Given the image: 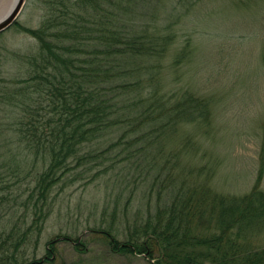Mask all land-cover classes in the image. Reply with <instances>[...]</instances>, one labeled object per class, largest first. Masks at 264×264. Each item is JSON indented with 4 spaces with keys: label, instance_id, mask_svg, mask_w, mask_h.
<instances>
[{
    "label": "trees",
    "instance_id": "obj_1",
    "mask_svg": "<svg viewBox=\"0 0 264 264\" xmlns=\"http://www.w3.org/2000/svg\"><path fill=\"white\" fill-rule=\"evenodd\" d=\"M161 1L54 0L38 27L19 25L37 47L22 58L9 51L21 60L14 72L0 47V133L14 135L0 145V264H44L58 239L78 240L62 233L48 241L46 256L23 254L53 210L54 186L94 168L91 179L104 177L113 153L139 171L145 187L136 209L130 207L133 188L125 208L116 203L110 221L93 226L113 252L144 254L152 264H264V246L256 248L251 239L264 229L262 170L251 191L233 197L212 186L213 166L180 159L191 151L192 160L198 150L193 136L181 141V131L191 124L208 131L215 100L188 88L165 90L155 69L173 38L148 22L138 24L161 14ZM198 1L177 0L172 8ZM190 54L182 49L177 62ZM171 143L181 149L167 151ZM27 178L34 186L21 194ZM25 192L24 214L16 220V201ZM119 213L128 224L123 241Z\"/></svg>",
    "mask_w": 264,
    "mask_h": 264
},
{
    "label": "rangeland",
    "instance_id": "obj_2",
    "mask_svg": "<svg viewBox=\"0 0 264 264\" xmlns=\"http://www.w3.org/2000/svg\"><path fill=\"white\" fill-rule=\"evenodd\" d=\"M52 1L25 0L16 20L2 31L0 47L4 57L10 59L12 69L21 64L18 57L34 52L37 47V40L21 31L19 25L38 27ZM176 1H161L164 7L161 14L150 16V13L145 19H138V24L148 22L173 38L168 53L155 69L163 75V79L160 78L162 84L165 83V90L188 88L215 100L213 121L207 127L208 131L204 132L202 127L194 124L181 131L183 143L193 136L198 147L192 160L191 151L182 152V164L191 161L194 165L213 166L212 186L233 197L251 191L262 170L260 186L264 190V0L245 3L200 0L196 5L185 3L173 11L172 2ZM147 6L152 3L149 1ZM185 48L191 54L177 62L178 54ZM9 51L17 52L19 56L14 58L16 55ZM8 58L5 61H9ZM2 131L0 145L12 142L14 135L6 129ZM117 138L118 135L112 140ZM177 145L171 143L165 149L180 150ZM127 163L128 160H121L113 153L106 160L109 169L104 177L91 179L96 172L94 168L81 179L67 185V181L55 185L50 198L53 210L39 240L36 234H32L23 247L24 256H46L48 241L59 234L69 233L79 239H58L50 255L52 261L44 264H152L144 254L113 252L109 239L93 230V226L103 219L110 221L116 203L119 210L125 208L129 191L133 188L136 197L130 207L136 209L139 206L136 198L143 194L145 187L140 185L139 171ZM27 180L29 185L23 182L21 194L34 186L30 184V178ZM137 185H140L138 189ZM27 195L25 192L16 201L19 209L14 216L16 220L24 214L23 201ZM146 199L141 198L140 202L145 204ZM106 204L108 212L105 216L103 207ZM135 209L129 213L130 218ZM28 215L26 225L31 223L32 213L29 211ZM119 217L121 231L118 237L123 241L128 224L122 213ZM252 236L256 248L264 246V229L254 231Z\"/></svg>",
    "mask_w": 264,
    "mask_h": 264
},
{
    "label": "water",
    "instance_id": "obj_3",
    "mask_svg": "<svg viewBox=\"0 0 264 264\" xmlns=\"http://www.w3.org/2000/svg\"><path fill=\"white\" fill-rule=\"evenodd\" d=\"M24 3L25 0H0V32L16 20Z\"/></svg>",
    "mask_w": 264,
    "mask_h": 264
}]
</instances>
